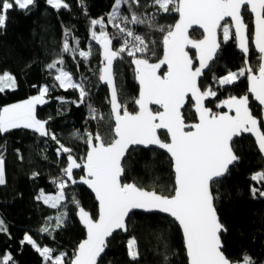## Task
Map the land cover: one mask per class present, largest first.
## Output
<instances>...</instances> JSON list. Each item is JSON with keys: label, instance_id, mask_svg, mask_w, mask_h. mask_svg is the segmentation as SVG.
Returning a JSON list of instances; mask_svg holds the SVG:
<instances>
[{"label": "trees", "instance_id": "1", "mask_svg": "<svg viewBox=\"0 0 264 264\" xmlns=\"http://www.w3.org/2000/svg\"><path fill=\"white\" fill-rule=\"evenodd\" d=\"M59 1L54 7L49 0H31L22 8L12 0H0V15L4 4H10L0 26V77L10 74L14 85L11 90H0V112L46 89L45 102L35 109L44 133L27 128L0 130V264H70L85 238L76 210L82 207L95 218L97 205L84 187L72 188L65 181L64 168L70 158L80 164L84 161L86 134L100 138L104 145L113 141L107 91L99 82L102 59L95 36L104 35L117 52L114 78L118 99L134 113L138 87L131 60L158 61L163 39L177 19V0H171L165 9L158 0ZM242 18L250 40L252 17L246 9ZM119 21L128 23L142 41H126ZM190 37L197 41L202 34L193 30ZM219 39L220 51L198 83L213 114L222 111L224 100L247 93L246 78L224 87L220 79L242 69L255 73L259 67L250 43L247 55H242L231 33L227 42L221 35ZM57 71L68 74L77 87L63 88ZM190 109L188 102L182 112L186 123L195 121ZM250 109L264 131V110L251 99ZM159 137L167 140L164 133ZM231 148L237 162L211 185L223 227L222 252L232 263L264 264V161L250 137L235 139ZM122 168V183L166 197L173 195L172 162L163 152L131 149ZM81 175L82 171L74 173L75 178ZM58 192L61 198L54 203ZM42 196L49 197V203ZM126 225L125 236L116 233L107 241L98 264H187L180 229L171 219L133 213ZM58 258V262L52 261Z\"/></svg>", "mask_w": 264, "mask_h": 264}, {"label": "water", "instance_id": "2", "mask_svg": "<svg viewBox=\"0 0 264 264\" xmlns=\"http://www.w3.org/2000/svg\"><path fill=\"white\" fill-rule=\"evenodd\" d=\"M252 17L251 39L242 11ZM177 19L162 42V55L154 63L131 60L138 87L130 113L119 102L114 67L118 54L109 39H99L102 59L99 82L107 91L113 123V141L88 140L84 161L68 159L65 181L84 187L97 205L96 217L78 207L76 220L85 232L70 264H98L107 241L127 234L126 221L133 213L158 214L180 229L187 264H237L222 252L211 185L223 179L237 162L231 143L250 137L264 161V131L250 109V99L264 109V0H177ZM231 26L237 51L247 55L249 43L259 57L255 73L246 76L247 93L223 101L213 114L198 87L220 51V28ZM199 31L200 40L190 33ZM190 52L194 54L192 57ZM195 121L186 123L187 103ZM156 109L157 111H153ZM164 133L166 141L159 137ZM156 149L172 162L175 190L171 197L122 183V163L131 149ZM82 171L79 178L74 173Z\"/></svg>", "mask_w": 264, "mask_h": 264}, {"label": "rangeland", "instance_id": "3", "mask_svg": "<svg viewBox=\"0 0 264 264\" xmlns=\"http://www.w3.org/2000/svg\"><path fill=\"white\" fill-rule=\"evenodd\" d=\"M13 3H15L18 7H25L31 3V0H12ZM49 3L53 5L54 7H58L61 2L59 0H49ZM159 5L165 9L167 4L171 3V0H158ZM10 7V4L5 3L2 9V13L0 15V26H3L4 24V17H5V11L7 8ZM230 33L233 35L231 26L228 22H226L221 28L219 32V36L221 35L222 40L224 42H227L230 37ZM95 39H105L104 35L98 34L95 36ZM250 73L248 69H242L240 71H237L235 73H231L223 78L220 79V85L221 86H227L232 85L238 80L242 78H246L247 74ZM56 78L58 79L60 85L63 88L68 87H77L75 83L72 82V80L69 78V75L66 73H63L61 71H57L55 73ZM13 80L10 74L5 73L3 76L0 77V90H11L13 89ZM46 94V89L42 88L41 92L38 96L31 98L27 101L20 102L18 104H13L10 106H7L3 108L0 112V130L1 132H6L8 130L14 129V128H27L34 130L40 134L45 132V126L42 122L36 119L35 117V109L38 105L45 102L44 95ZM2 166H1V160H0V183L2 182ZM62 185V184H61ZM61 193L58 192L55 196L52 202L56 203L60 200ZM42 200H44L46 203H49V197L42 196ZM43 256L46 259H49L48 252L46 250H42ZM52 261L58 262V259H53Z\"/></svg>", "mask_w": 264, "mask_h": 264}, {"label": "built area", "instance_id": "4", "mask_svg": "<svg viewBox=\"0 0 264 264\" xmlns=\"http://www.w3.org/2000/svg\"><path fill=\"white\" fill-rule=\"evenodd\" d=\"M119 26L121 28V30H123L125 32V40L126 41H132L134 43H139L142 41V36L134 31L129 25L128 23H126L125 21H119ZM66 37H68V35H65ZM93 111H97V108H93ZM87 139H92V135L91 134H86Z\"/></svg>", "mask_w": 264, "mask_h": 264}, {"label": "crops", "instance_id": "5", "mask_svg": "<svg viewBox=\"0 0 264 264\" xmlns=\"http://www.w3.org/2000/svg\"><path fill=\"white\" fill-rule=\"evenodd\" d=\"M2 181H3V178H2ZM1 183H2V182H1ZM1 183H0V184H1Z\"/></svg>", "mask_w": 264, "mask_h": 264}, {"label": "flooded vegetation", "instance_id": "6", "mask_svg": "<svg viewBox=\"0 0 264 264\" xmlns=\"http://www.w3.org/2000/svg\"><path fill=\"white\" fill-rule=\"evenodd\" d=\"M255 104V103H254ZM262 109V108H261ZM264 110V109H263Z\"/></svg>", "mask_w": 264, "mask_h": 264}]
</instances>
